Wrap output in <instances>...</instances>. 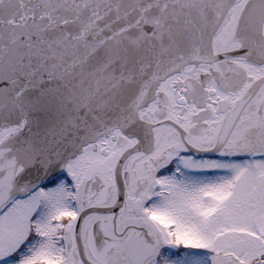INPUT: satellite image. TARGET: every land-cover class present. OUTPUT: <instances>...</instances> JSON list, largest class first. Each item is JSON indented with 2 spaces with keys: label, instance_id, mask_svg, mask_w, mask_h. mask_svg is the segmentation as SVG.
I'll return each mask as SVG.
<instances>
[{
  "label": "snow or ice",
  "instance_id": "6c2138e0",
  "mask_svg": "<svg viewBox=\"0 0 264 264\" xmlns=\"http://www.w3.org/2000/svg\"><path fill=\"white\" fill-rule=\"evenodd\" d=\"M0 264H264V0H0Z\"/></svg>",
  "mask_w": 264,
  "mask_h": 264
}]
</instances>
